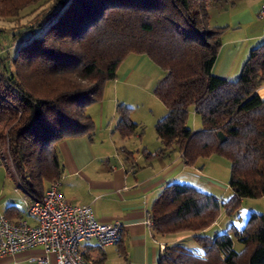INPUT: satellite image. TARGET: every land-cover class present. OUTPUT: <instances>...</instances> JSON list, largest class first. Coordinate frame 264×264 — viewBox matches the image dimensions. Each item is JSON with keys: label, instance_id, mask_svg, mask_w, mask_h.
<instances>
[{"label": "trees", "instance_id": "trees-1", "mask_svg": "<svg viewBox=\"0 0 264 264\" xmlns=\"http://www.w3.org/2000/svg\"><path fill=\"white\" fill-rule=\"evenodd\" d=\"M215 1L0 0L4 17L40 9L0 36V157L10 159L19 188L40 197L44 183L59 178L57 143L93 130L84 110L100 101L126 53L145 52L164 70L154 91L166 109L155 124L161 153L177 150L186 166L224 156L232 191L223 202L191 185H166L150 207L152 231L191 233L198 247L165 243L159 264H238L244 253V264H264V216L251 214L242 228L209 234L221 208L230 216L243 199L264 196V98L257 93L264 38L236 78L215 76L223 31L209 24L207 8ZM126 110L117 106L122 136L139 130ZM190 113L197 128L187 123Z\"/></svg>", "mask_w": 264, "mask_h": 264}, {"label": "crops", "instance_id": "crops-1", "mask_svg": "<svg viewBox=\"0 0 264 264\" xmlns=\"http://www.w3.org/2000/svg\"><path fill=\"white\" fill-rule=\"evenodd\" d=\"M261 4L262 2L253 6V17L257 16ZM256 22L258 25L255 23L251 35L245 38L232 35L224 40L212 68L215 76L227 80L237 77L251 48L264 38V20L257 17ZM238 25L240 27L241 23L235 21L234 29ZM257 93L264 98V84L257 89ZM96 106L99 109L97 123L93 121L95 127L91 132L67 137L57 143L62 165L60 191L68 203H92L101 222L119 221L122 234L117 245L99 247L93 240L82 242L81 252L90 264H159L161 246L171 242L168 237L154 234L146 220L152 202L166 185L186 183L180 180L179 174L188 166L184 164L181 154L168 156L166 159L171 160L170 162L163 161L167 153H161V144L159 149L152 152L148 151L146 145L135 151L128 148L126 144L129 137L136 136L139 132L122 136L116 130L119 121L117 105L109 103L107 113L104 112L103 101ZM91 118L94 120L92 116ZM152 160L158 163L151 164ZM155 164L158 165L154 166ZM10 168L6 166V180L2 178L0 187L11 186L12 191L19 192L22 197L21 190L15 191L19 186ZM49 183H44L42 192ZM2 189L0 214L8 212L10 216L13 215V219L19 216L34 223L24 214L23 206L15 205L14 196L2 194ZM38 254H41L39 248L3 255L0 257V264H38L30 259ZM45 264L55 263L50 257Z\"/></svg>", "mask_w": 264, "mask_h": 264}, {"label": "rangeland", "instance_id": "rangeland-1", "mask_svg": "<svg viewBox=\"0 0 264 264\" xmlns=\"http://www.w3.org/2000/svg\"><path fill=\"white\" fill-rule=\"evenodd\" d=\"M261 2L264 3V0H218L207 8L209 24L223 29L222 43L227 37L232 35L245 38L252 34L255 23H257V16L254 15L253 17L251 15L253 14L252 8ZM39 11V7L35 9L30 7L20 12L18 17L15 18L0 16V36H2L3 31L14 30L19 25L27 23L30 19L32 20ZM235 21L241 23V26L239 27L238 25L236 29H234ZM9 49L12 52L13 48L9 47ZM163 76L164 70L147 53L128 52L117 67L115 79L105 83L100 101L89 105L84 111L93 117V121L96 124L97 113L99 112L96 105L99 102L103 101L104 112L106 113L109 103L112 106L121 105L123 109L127 107L128 118L135 121L139 127L138 135L129 137L126 144L127 147L135 151L137 148L142 149L146 145L148 151L152 152L160 144L156 137L155 124L166 113L164 105L154 93L157 84ZM187 123L191 127L200 126L199 120L191 113L188 116ZM159 148H162V146ZM152 154L154 155V153ZM176 154L180 153L177 150H173L167 153L162 160L170 162L171 160L166 158ZM154 161L152 160L151 164L158 163ZM2 162L8 168L11 167L8 157L5 156L3 160L0 157V164L2 165L0 167V184H2V178L6 180L4 176L6 166ZM156 165L158 164L154 166ZM10 169L14 172L13 167ZM179 178L183 182H186V185H191L198 190L212 194L220 201L227 202L232 196V191L228 186L230 163L222 155L214 154L208 158L198 159L193 166L185 167V171L179 174ZM0 189L3 190H1L2 194L9 193L14 196V202L17 207L23 206L20 200V193H14L11 186L8 188L0 187ZM251 214L264 216V196L243 199L240 202L238 210L230 216H226L224 209L221 208L215 222L216 226L209 234L214 236L215 234H220V232H228V228L232 226L238 229L242 228ZM190 237L191 233L183 232L168 235V240L169 242L178 241L188 249L196 252V247L198 246ZM233 247L236 251H240L243 248L235 239H233ZM245 256L246 254L244 253L238 260V264H244Z\"/></svg>", "mask_w": 264, "mask_h": 264}, {"label": "built area", "instance_id": "built-area-1", "mask_svg": "<svg viewBox=\"0 0 264 264\" xmlns=\"http://www.w3.org/2000/svg\"><path fill=\"white\" fill-rule=\"evenodd\" d=\"M257 17L264 20V3ZM18 190L22 192L24 214L34 223L24 217L11 220L0 214V257L39 248L41 254L30 258L38 264H45L50 257L55 264H90L81 252L82 242L93 240L99 247L119 243L121 223L101 222L92 203H68L60 191L59 178L50 181L40 197L15 188ZM146 223L151 226L149 215Z\"/></svg>", "mask_w": 264, "mask_h": 264}]
</instances>
